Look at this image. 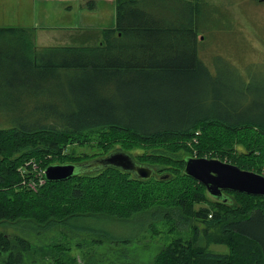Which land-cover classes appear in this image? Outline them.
Instances as JSON below:
<instances>
[{
	"label": "trees",
	"instance_id": "obj_1",
	"mask_svg": "<svg viewBox=\"0 0 264 264\" xmlns=\"http://www.w3.org/2000/svg\"><path fill=\"white\" fill-rule=\"evenodd\" d=\"M187 3L188 11L167 18L158 0H117L116 25L100 33L74 37L72 45L37 47L33 29L0 27V42L5 41L14 51L0 54V109L24 110L15 108L25 101L36 103V93L41 88L37 82L73 73L78 108L71 103V111L65 113L56 106L13 119L7 114L8 119L18 125L9 127L10 130L22 137L40 132L51 134L53 138L48 146L53 151L61 148L62 139L105 126L129 133L142 143L159 140L178 143L194 138L197 154H174L164 149L155 152L164 158L162 162L180 158L182 176L200 186L196 201L202 202L201 206L195 208L194 201L188 205L195 193L180 184V179L175 180L174 174H160L166 169L164 163L140 162L131 152L119 147L111 151L123 150L137 162L154 166L155 175L141 179L114 166L82 172L65 180H48L43 174L45 181L39 183L41 189L37 193L22 189L11 194L8 188L3 191L6 195L0 193V218L21 219L18 222L33 224L32 228L38 233L55 227L71 230V225L82 217H96L104 224L117 223L116 220L128 222L127 217L141 210L146 198L153 205H147L142 212V221L149 217L172 220L175 228L185 229L190 218L197 217L209 225L221 223L227 234H234L245 242L240 253L234 249L231 253H217L202 247L179 251V242H175V247H166L157 255L154 264H264V196L226 190L231 202L214 200L205 185L184 172L187 155L222 160L228 157L230 162L233 157L242 156L227 150L224 141L217 142L220 132L221 136L232 140L242 134L243 128L256 127L264 134V103L246 109V117L241 116L245 109H239L234 102L244 94L240 83L244 77L227 59H215V73L206 64L199 53V30L195 24L200 4ZM226 66L232 70L235 85L221 81ZM213 108L217 110L209 111ZM3 133L5 130H0V135ZM216 142L218 144L212 145ZM244 163L250 166L240 163V167L249 170L256 164L248 158ZM32 165L27 163L28 167L23 168L21 174L33 169ZM106 171L113 172V177L109 183L102 181L98 190L89 182L72 186L69 183L77 177L103 176ZM257 172L261 170L258 168ZM126 174L130 175L128 179L124 177ZM162 175L168 177L162 178ZM24 180L30 183L38 181V177ZM154 180L158 181L159 189L172 186L171 190L163 197H154L157 190H148L147 196L143 184ZM237 194L246 198L248 209L236 216H223L220 210L233 206ZM140 224L144 230L153 223ZM96 233L115 241L129 240L118 230L109 233L108 229H103ZM228 239L216 242L229 244ZM102 241V238L94 240ZM18 242L28 247L19 236L12 239L4 233L0 235L3 264L23 261V252L16 251ZM247 246L250 247L245 248Z\"/></svg>",
	"mask_w": 264,
	"mask_h": 264
},
{
	"label": "rangeland",
	"instance_id": "obj_2",
	"mask_svg": "<svg viewBox=\"0 0 264 264\" xmlns=\"http://www.w3.org/2000/svg\"><path fill=\"white\" fill-rule=\"evenodd\" d=\"M158 1L167 18L173 17L178 12L188 11V1L199 3L198 8L201 11L195 24L199 30L197 35L200 41L199 53L203 60L214 73L215 59L216 61H226L227 59L230 64L239 69L244 77L242 82L239 81L242 83L244 94L234 103L239 109H245V113L243 112L241 116L246 117V109H254L259 107L260 103H264V0ZM18 2L19 0H0L1 25L7 27L43 26L39 28L40 32L37 31V37L42 34L46 39L51 40L48 42L52 45L73 44L72 41L57 43L55 40L64 36H69L73 40L74 34L65 35L62 31H48L51 29L49 25L58 22L68 24L78 22L80 17L69 19L56 6L55 2L48 0H22L20 5ZM110 12L112 11L110 10ZM33 36L35 45L40 47L39 45L43 43L39 39H35L36 32ZM11 48L12 46L5 41L0 42V54L2 51H5V54L14 53ZM220 62L223 65L224 62ZM224 69L221 81L235 85V77L232 75L231 68L226 66ZM69 75L71 77L63 75L59 78L52 77L45 82H37V86H41V88L36 93V103L25 101L15 108L24 110L13 112L9 109H0V130H5V133L0 135V193L6 188L11 194L22 189L37 193L41 189L40 184L24 183L23 179L40 176L50 164L84 162L106 155L115 148L124 147L140 162L164 163L166 169L161 170L160 174H174L175 180L180 179V184L195 193L194 199L190 198L188 205L191 206L194 201L195 208H199L202 202H197L196 199L200 186L182 176L183 165L180 158L162 162L164 158L155 152L156 149H164L174 154H197L199 152L195 148L194 138L180 140L178 143L166 140L142 143L129 133L105 126L95 127L83 131L78 136L62 139L60 140L61 148L58 151H53L48 146L49 141L53 138L51 134L40 132L22 137L10 130L9 127H18V125L9 120L8 116L10 119L16 118V116H29L31 112L55 109L56 106L60 112H70L71 103H75L78 108L79 98L76 97L75 93L77 92L73 88L74 81H72L75 80V76L73 73ZM214 110L217 109H209V111ZM241 130L242 134L235 140L221 136L222 132H220L217 142L224 141L227 150L242 155L239 159L233 157L231 163L241 166L240 163L245 164L244 159L248 158L256 163L252 169L257 171L259 168L264 174V134L256 127ZM217 142L212 145L218 144ZM228 145H231L232 149H229ZM30 161L33 163L31 166L33 169L21 174L23 168L28 167L27 163ZM224 161L230 162V159L227 157ZM245 165L250 166L248 163ZM113 174V172L106 171L103 176L77 177L69 183L72 186L75 183L89 182L98 190L97 186L102 181L109 183ZM124 177L128 179L130 175L126 174ZM143 186V192L147 196H149L148 190H157L153 193L154 197H163L165 192L171 190L172 187L159 189L158 181L155 180L147 182ZM3 194L6 195V192ZM230 194L233 195V193ZM234 198L233 206L220 210L223 216H233L234 214L236 216L248 209L244 196L237 194ZM262 201L264 202V199ZM149 204L153 205L145 198L141 210L133 212L134 214L128 213V215L133 214L127 217L130 218L128 222L116 220L117 223L104 224L96 217H82L71 225V230L55 227L47 229L43 233L35 231L32 228L33 224L18 222L21 219L0 218V235L4 233L11 236L12 239L19 236L25 241L27 248L24 243L18 242L16 249V251L23 252V261L20 264H154L157 255L166 247H175V242H179V251L193 247H202L205 251L217 253H231L233 249L234 252L243 251L244 240L234 234H227L221 223L209 225L201 218L189 217L191 219L189 225L185 229H180L175 228V222L172 220H153L149 217L147 221H142V212L147 209ZM140 223H145L144 226L153 224L150 228L142 230ZM81 229L92 231H82ZM103 229H108L109 233L116 230L121 231L129 240L115 241L96 235V232ZM98 238H102L103 241L94 242ZM222 238L233 239V241L228 239L229 244L216 242ZM0 264H3L2 257Z\"/></svg>",
	"mask_w": 264,
	"mask_h": 264
},
{
	"label": "water",
	"instance_id": "obj_3",
	"mask_svg": "<svg viewBox=\"0 0 264 264\" xmlns=\"http://www.w3.org/2000/svg\"><path fill=\"white\" fill-rule=\"evenodd\" d=\"M108 166L132 172L141 179H149L156 173L154 166L139 163L131 154L120 149L84 162L50 164L44 173L48 180H65L82 172ZM184 172L205 185L208 195L214 200L231 202L226 190L264 196L263 173L241 168L220 158L187 155ZM167 177L162 175V178Z\"/></svg>",
	"mask_w": 264,
	"mask_h": 264
},
{
	"label": "crops",
	"instance_id": "obj_4",
	"mask_svg": "<svg viewBox=\"0 0 264 264\" xmlns=\"http://www.w3.org/2000/svg\"><path fill=\"white\" fill-rule=\"evenodd\" d=\"M30 1V0H29ZM35 1V0H31ZM55 2L56 6L69 18L80 17L78 22L63 23H53L50 26L51 29L48 31H62L66 34H74L72 39L78 38L84 34L100 33L108 27H114L117 21V0H48ZM18 4H22V0H19ZM112 11L109 13V11ZM0 27H7L1 25ZM9 27V26H8ZM25 28L33 29V33L36 32L35 39H39L43 44L40 47L54 46L50 44L42 34L38 35L37 31L43 26H20ZM40 32V31H39ZM57 43L63 42H75L69 38V36H64L57 38L55 40ZM78 42V41H76ZM62 45V44H56Z\"/></svg>",
	"mask_w": 264,
	"mask_h": 264
},
{
	"label": "built area",
	"instance_id": "obj_5",
	"mask_svg": "<svg viewBox=\"0 0 264 264\" xmlns=\"http://www.w3.org/2000/svg\"><path fill=\"white\" fill-rule=\"evenodd\" d=\"M31 162V161H30ZM29 164V163H28ZM44 174V172L38 176V181L32 180L30 181V183H32L33 185H38L39 183H43L45 181L44 178H42V175ZM26 180H24L23 182H25Z\"/></svg>",
	"mask_w": 264,
	"mask_h": 264
}]
</instances>
